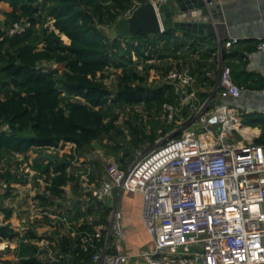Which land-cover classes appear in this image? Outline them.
Returning <instances> with one entry per match:
<instances>
[{"label": "trees", "instance_id": "1", "mask_svg": "<svg viewBox=\"0 0 264 264\" xmlns=\"http://www.w3.org/2000/svg\"><path fill=\"white\" fill-rule=\"evenodd\" d=\"M0 1L11 6V10L3 11L4 19H0V156H12L16 152L27 159L29 150L38 153L31 166L37 172L35 181L42 178L46 184L36 195L42 211H48L57 199H63L69 184L83 200L78 175L72 170L77 153L84 155L98 142L107 156L114 157L121 168H127L140 154L155 146L161 136L173 131L174 123L156 119L163 112L165 102L178 103L175 85L165 80V75L182 66L189 67L192 75L198 70L202 73L209 53L203 52L199 48L201 44L191 41L185 32L182 34L186 38L166 30L162 35L140 32L132 37L109 39L100 30L102 26L112 28L128 11L149 0ZM24 19L31 21L25 32L7 31L14 22ZM257 47L256 43L246 50ZM45 63L61 64L64 68L59 72ZM151 70L161 77L150 81ZM243 74L245 77L240 82V75L232 68L239 85L264 89L262 77L246 71ZM213 83L214 80L209 84V77L197 74V84L203 87L201 100L211 94L204 92V87L209 88ZM115 107L124 113L130 110L123 121ZM187 110L184 107L182 114ZM143 113L148 117L143 118ZM262 129L257 143L264 142V123ZM175 135L179 133L172 136ZM68 142L76 145L75 150L60 155V146ZM93 165L94 172L101 175L104 170L101 162L94 160ZM1 171L0 180L8 183L26 180L25 174ZM90 201L92 204L86 211L79 206L73 215L66 211L71 222L68 230L57 219L60 223L52 224L55 228L46 235L39 234L38 226L36 229L31 222L21 233L9 222L11 210L5 209V221H8L0 222V242L19 241L15 247L18 262L0 254V264H93L95 249L84 246L83 237L101 225L102 236L95 242L97 245L105 242L110 206L102 201ZM94 202L98 203L97 207ZM87 213L95 218L90 220ZM44 217L52 221L48 215ZM43 238L54 241V249L64 257L50 261L47 249L37 244Z\"/></svg>", "mask_w": 264, "mask_h": 264}, {"label": "built area", "instance_id": "2", "mask_svg": "<svg viewBox=\"0 0 264 264\" xmlns=\"http://www.w3.org/2000/svg\"><path fill=\"white\" fill-rule=\"evenodd\" d=\"M152 1L157 5L169 0ZM30 25L28 19L16 21L7 31L23 33ZM240 39L219 41L218 55L222 59L216 89L221 100L213 109H209V97L197 98L199 87L188 73L189 67L174 69L165 75V80L174 83L178 95L177 85L187 94L185 98L179 95L178 103L165 102L163 112L158 114L176 125L165 139L157 141L127 168H121L114 159L104 155L101 175L88 162L79 170L72 169L78 175L82 195L89 196V200L104 201L115 188L142 194L141 217L154 240V248H142L138 255L148 264H264V142H224L234 126L242 124L230 101L241 96L243 87L235 82L231 66L223 60ZM257 48L264 51V41ZM246 54L251 57L252 51ZM160 77L151 70L150 81ZM184 107H188L186 114H182ZM174 133L179 135L172 136ZM66 147L70 152L76 145L68 142L60 146L59 152ZM101 154V149H96L93 158ZM31 163L22 164L24 182L29 185L34 183L37 173ZM3 181L7 188L12 187V182ZM38 181L44 188L45 181L42 178ZM24 201L31 205V223L36 217L48 215L71 227L67 210L60 209L58 216L42 211L33 195ZM117 202L110 205L105 242L101 245L95 242L102 236L101 225L83 237L84 246L95 249L93 264H126L129 260L122 243L124 232ZM18 207L17 213L21 216L24 211ZM37 244L47 249L50 261L64 257L54 249L55 242L51 239L43 238Z\"/></svg>", "mask_w": 264, "mask_h": 264}, {"label": "crops", "instance_id": "3", "mask_svg": "<svg viewBox=\"0 0 264 264\" xmlns=\"http://www.w3.org/2000/svg\"><path fill=\"white\" fill-rule=\"evenodd\" d=\"M214 9L218 13L215 34L201 36L188 33L191 36V41L197 40L201 44H199V48L203 52L206 51L209 53L208 59L205 62L206 66L202 67V73L198 70L196 74H191L196 79V84L197 74L209 77V84L214 80L211 87L208 88L205 86L203 90L204 92L209 91L211 93L207 96L210 100L209 109H213L215 103L221 100L219 91L216 89L219 77V64L222 59L218 55L219 41L223 42L233 37L241 38L230 51L232 55L228 57L223 56L224 62L233 68V72L236 75H240V80L238 79L240 82L245 77L243 71L253 73L255 77L260 76L264 79V51L257 48L252 51L251 57L246 54L248 52L246 50L247 47L264 41V0H220L219 5H215ZM9 10H11L9 3L0 1V12L3 13V11ZM175 33L186 38L181 30H176ZM179 53L182 54L183 51ZM187 53L190 54L191 52ZM195 55L192 54L191 56ZM197 86L201 91L203 87L199 84ZM241 86L243 87L241 96L230 101V104L237 109L242 124H237L239 127L234 126L232 133H228L225 137V143L256 142L262 134L264 108L258 106V103H261V101L252 93V91L257 89H251L250 87L244 86V84H241ZM262 103L264 105V101ZM31 152L33 153L32 150ZM114 201H118V209L121 213V224L124 232L122 240L123 247L129 254V260L126 264H148L145 259L138 255L142 248H154V240L148 233L141 217L143 204L142 194L136 191L115 188L113 194L102 201V203L105 206H110ZM88 204L90 205V203ZM96 211H98L96 213H100V210ZM4 216L5 209L0 208V222H2ZM9 220H11L13 226V219ZM38 228L41 229L40 226ZM46 228L43 227V229ZM13 256L16 259L14 261L18 262L16 250H13Z\"/></svg>", "mask_w": 264, "mask_h": 264}, {"label": "rangeland", "instance_id": "4", "mask_svg": "<svg viewBox=\"0 0 264 264\" xmlns=\"http://www.w3.org/2000/svg\"><path fill=\"white\" fill-rule=\"evenodd\" d=\"M0 19L3 20L4 19V15L2 12H0ZM167 37V36H165ZM46 66H50L52 68H57L59 72H62L63 70V66L61 64H49V63H45ZM115 77H113L112 79H114ZM113 84H115L114 81H112ZM108 84H110V79H108ZM115 86V85H114ZM112 86V87H114ZM200 95V90L197 89V98H199ZM115 109L119 110L121 113V120L123 121V119L125 118L126 113H124V111H122L120 108L115 107ZM148 115L146 113H143V118H147ZM156 119L160 120L163 122V119L159 116H156ZM4 129H8L7 125L3 126ZM169 135V133L167 134ZM167 135H163L160 137L161 139H165L167 137ZM96 149H101L102 154L99 157L93 158L94 152ZM46 153H49V151H45ZM43 153V157L42 158H46V153ZM65 152H69V148H64L61 150L60 155H62ZM57 154V153H56ZM106 155L102 146L100 145V143L96 142L94 144L91 145V147H89L87 149V152L84 155H80L77 153V157L74 160L73 166L75 168V170H79V168H81L82 164L85 162L88 163H92L94 162V160H99L102 164V167H104V161H103V156ZM40 156V155H39ZM107 156V155H106ZM140 156V155H139ZM38 157V153L36 151H34L33 153L31 152V150L28 151V158L27 159H23V155H19L15 152L12 156H7L4 155L3 157L0 156V171L1 172H5L7 170H9L11 173H17L20 175H24L25 174V168L22 164H24L25 162H32L31 164L33 165L35 163V158ZM109 157V156H108ZM39 158V159H42ZM82 158H86L85 160H82ZM114 157L111 156V160H113ZM115 160V159H114ZM18 161H21L20 165L18 166H14L12 165L13 163H17ZM47 161V160H45ZM30 168V167H28ZM4 181L3 179L0 180V197L1 195L6 194L3 198H0V207L6 209V210H11L12 215L10 217V219H13L14 223L13 226L16 227L15 229L19 230L20 232H24L30 224V218H29V211L31 209V205L27 202L24 201L25 197H29L30 195H33V197H36V195L43 190L41 184H39V181H34V183L32 182L31 185H29L27 182L21 181L20 184H17L15 182L12 181L10 189L8 190L7 188V184L4 185ZM18 185V186H17ZM66 192L64 194L63 199H57V203H63V206H58L57 203H55L52 207H50V209L48 210V212H51L53 214H57L59 212L60 209L62 210H70L72 212V215L75 214L78 211V206L82 208L83 211H86V209L88 208L89 204L85 203V201H89L90 205L92 204V202L90 200H85L87 199L89 196H84L83 200L84 202H82L83 200H81V196L77 197L74 190L72 189L71 184H69L66 187ZM80 200L81 204H78V201ZM39 203V201H38ZM95 204V202L93 203ZM98 204V203H97ZM97 204L96 207H97ZM18 206L22 207V210L24 211V213L22 214V216L19 215V213H17V210L19 209ZM39 208H42L43 206H41L40 204H38ZM39 215V214H38ZM87 216L90 218V220H93L95 218V216L92 213H87ZM18 218V219H17ZM100 218V216H97V219ZM35 219H37L36 221H34V223L32 224V226H34L37 229V226H40L41 229H37L38 233L41 235H46L49 234V231L54 229L55 227H52V224H54L58 218H51L52 221H50L49 219H46L45 217H42L41 219L36 217ZM8 221V220H6ZM5 221V216L4 219L2 220V222H6ZM9 222L12 224L11 220H9ZM57 223H60V220L57 221ZM17 225V226H15ZM58 225V224H57ZM80 224H78L79 226ZM31 226V227H32ZM43 227H49L47 229H43ZM66 227V226H65ZM66 229L68 230L69 227H66ZM63 230V229H62ZM53 231V230H52ZM53 232H51L52 234ZM18 240H5L2 243L3 245H0V254L3 255L4 258H10L12 260H16L13 256V250H15L16 245L18 244ZM5 251V252H4Z\"/></svg>", "mask_w": 264, "mask_h": 264}, {"label": "water", "instance_id": "5", "mask_svg": "<svg viewBox=\"0 0 264 264\" xmlns=\"http://www.w3.org/2000/svg\"><path fill=\"white\" fill-rule=\"evenodd\" d=\"M219 2L220 0H169L156 5L149 0L139 4L130 15L120 18L112 28L102 26L100 30L109 39L132 37L140 32L162 35L166 30L211 35L217 30L218 13L214 7ZM177 88L179 95L185 98L187 93L183 87L177 85ZM252 93L261 101L258 106L264 108V91L260 89Z\"/></svg>", "mask_w": 264, "mask_h": 264}]
</instances>
